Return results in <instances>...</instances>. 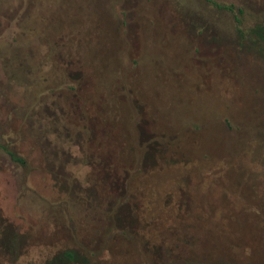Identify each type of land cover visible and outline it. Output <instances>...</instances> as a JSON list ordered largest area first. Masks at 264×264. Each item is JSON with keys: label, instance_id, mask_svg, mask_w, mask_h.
<instances>
[{"label": "rangeland", "instance_id": "1", "mask_svg": "<svg viewBox=\"0 0 264 264\" xmlns=\"http://www.w3.org/2000/svg\"><path fill=\"white\" fill-rule=\"evenodd\" d=\"M258 24L264 0H0V264H264Z\"/></svg>", "mask_w": 264, "mask_h": 264}, {"label": "trees", "instance_id": "2", "mask_svg": "<svg viewBox=\"0 0 264 264\" xmlns=\"http://www.w3.org/2000/svg\"><path fill=\"white\" fill-rule=\"evenodd\" d=\"M252 33L264 40V25H256L252 29ZM49 264H91V260L84 252L76 248H67L54 256Z\"/></svg>", "mask_w": 264, "mask_h": 264}, {"label": "flooded vegetation", "instance_id": "3", "mask_svg": "<svg viewBox=\"0 0 264 264\" xmlns=\"http://www.w3.org/2000/svg\"><path fill=\"white\" fill-rule=\"evenodd\" d=\"M144 136H145V135H144V133H143V137H144ZM149 152H150V151H148V153H149ZM11 155H12L17 161L23 163L24 160H23L21 157H20V158L17 157L16 155L12 154V152H11ZM147 155H148V154H147ZM0 241H1V239H0ZM59 253H60V252H59ZM59 253H58V254H59ZM58 254H57V255H58ZM55 256H56V255H55ZM53 258H54V257H53ZM51 261H52V260H50L49 262H51ZM49 262H48V264H49Z\"/></svg>", "mask_w": 264, "mask_h": 264}]
</instances>
